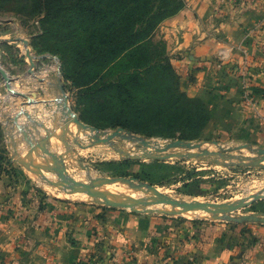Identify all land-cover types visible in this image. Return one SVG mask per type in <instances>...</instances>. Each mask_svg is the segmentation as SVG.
<instances>
[{
  "label": "rangeland",
  "instance_id": "1",
  "mask_svg": "<svg viewBox=\"0 0 264 264\" xmlns=\"http://www.w3.org/2000/svg\"><path fill=\"white\" fill-rule=\"evenodd\" d=\"M43 16V10L35 5V0H0V65L12 78L10 85L15 90L9 91L0 75V174L5 172L8 177L5 184L10 188L7 194L10 200H5L4 207H1L0 218L5 213L11 216L12 220L23 218L22 216L27 214L25 212L41 209L45 199L54 198L102 208L123 209L133 213L223 223L232 228L264 227L261 222L237 223L215 219L205 211H185L168 204L130 207L106 203L87 194L67 193L57 184L60 179L55 171L37 166L32 156L40 157L37 160L45 165H54L51 156L40 147L42 145L63 162L66 175L87 184H92L97 178L132 177L136 182L153 185L167 197L184 202L215 205L234 204L264 194V168L224 166L212 157L134 160L123 157L107 143L91 144L92 139L87 140L84 135L89 131L81 129L72 121L64 106V98L80 122L99 130L114 131L121 127L113 125L115 119L127 116L136 123L132 125H135L137 130L131 127L122 128L145 139L172 141L182 139L178 138L180 134L186 135L187 132L195 131L190 126H172L171 116L166 110L160 111L153 120L155 122L151 120L152 113L156 112L153 107L143 113L133 112L132 109L124 112L121 108L109 104L110 99L115 102L114 93L108 94L103 90L104 85L123 80L128 73H140L148 78V84L137 94L138 98L165 101L169 89H166L163 79L155 77L159 69L155 67L147 70L143 64L148 62L157 66L168 63L165 42L157 37L155 32L144 44L146 50L140 55V61L133 62L126 54L111 67L95 64L81 67L78 58L73 55L60 57V53L67 48L63 46L64 37L57 34L60 28L48 35L42 34ZM56 25L58 26L57 23L55 27ZM23 40L27 41V46ZM16 92L27 95L31 102ZM32 93H35V97ZM200 103L190 98L184 101L185 108L193 114L207 111ZM103 104L105 106H102ZM86 117L92 123L87 122ZM193 119L195 120V116ZM22 131L36 144L35 152L25 140ZM50 136L52 137L48 139ZM182 140L204 142L203 149L215 152H220L217 145L227 147L251 144L253 147H263L264 144V139L242 138L241 128L228 130L221 124L205 126L202 136L198 139ZM111 142L134 153H140L143 148L134 141L120 137L113 138ZM179 150L182 149L170 152ZM223 154L259 157L246 149L227 151ZM40 169L42 171H39ZM41 172H49L50 177L42 176ZM105 186L107 185L103 187ZM127 187L130 188L128 185ZM144 189L146 190L143 188L138 191L143 192ZM60 190L65 196L61 195ZM254 213L264 214V198L228 212L234 217Z\"/></svg>",
  "mask_w": 264,
  "mask_h": 264
},
{
  "label": "crops",
  "instance_id": "2",
  "mask_svg": "<svg viewBox=\"0 0 264 264\" xmlns=\"http://www.w3.org/2000/svg\"><path fill=\"white\" fill-rule=\"evenodd\" d=\"M155 32L179 89L207 110L206 126L241 128L242 138L264 139V0H185ZM221 51L227 60L219 59ZM7 180L1 172L0 211L10 200ZM31 211L0 218V264H264V227L54 198Z\"/></svg>",
  "mask_w": 264,
  "mask_h": 264
},
{
  "label": "trees",
  "instance_id": "3",
  "mask_svg": "<svg viewBox=\"0 0 264 264\" xmlns=\"http://www.w3.org/2000/svg\"><path fill=\"white\" fill-rule=\"evenodd\" d=\"M35 5L44 13L41 19L42 34L48 35L60 28L57 34L64 37L63 46L67 47L60 53L61 58L70 54L78 58L81 67L89 64L111 67L126 54L132 58L133 62L140 61V55L146 50L144 44L155 33L161 22L174 16L185 6V1L35 0ZM56 23L58 26L55 27ZM170 61L168 59V63L157 66L148 62L143 63L147 70L157 67L159 72L155 77L166 82L165 87L169 91L163 102L144 97L138 98L137 94L148 84V78L140 73H128L125 79L104 85L103 90L108 94L114 93L115 102L110 99L109 104L121 108L124 112L132 109L133 112L143 113L151 110V107L155 108L156 112L151 116L152 121L160 111L166 110L165 112L171 116L172 126L175 124L183 127L190 126L195 130L187 132L186 135L180 134L178 138L198 139L202 136L210 116L207 111L193 114L185 108L184 101L186 102L188 96L179 89V76ZM201 106L204 108L202 104ZM86 121L92 123L88 117ZM132 124L136 123L129 120L127 116L121 119L116 118L113 123L114 126L131 127L137 130Z\"/></svg>",
  "mask_w": 264,
  "mask_h": 264
},
{
  "label": "water",
  "instance_id": "4",
  "mask_svg": "<svg viewBox=\"0 0 264 264\" xmlns=\"http://www.w3.org/2000/svg\"><path fill=\"white\" fill-rule=\"evenodd\" d=\"M24 44L27 46V41L23 40ZM29 55V51L27 52ZM0 75L5 82V86L11 92H15V90L10 85L12 82V78L8 75V73L4 70V68L0 65ZM17 94L27 98L28 102H31V99L20 92H16ZM32 96L35 97V93H32ZM64 106L66 107L68 113L70 114L72 121L78 125L81 129L86 131H99L101 132V136H94L91 139V144H98L100 142L107 143L112 146L116 152L120 153L123 157L127 159H154V160H166L169 158L177 157V158H192V157H212L216 162L224 165V166H245V167H257L264 168V147H253L251 144H239L235 146H227L224 147L222 145H217L220 152L210 151L207 149H203L204 142H194V141H185L182 139H175L172 141H164L165 143L161 147L152 148V139H145L143 137L134 135L128 131H125L124 128L118 127L114 131L107 136H105L106 130H99L90 125L84 124L79 121V119L74 115V113L69 109L66 103V98H64ZM24 134L25 140L30 144L32 151L35 152L36 144H34L30 138L27 136L26 132L22 131ZM115 137H120L123 139L131 140L136 142L139 146H142V151L140 153H134L129 149H124L121 147H117L112 144V139ZM217 144L216 142H213ZM41 147V146H40ZM45 153L51 156L53 161V166H48L37 159L35 156H32V160L37 164V166L47 169L53 170L57 173L58 178L60 179L57 184L61 185L65 192L67 193H81L87 194L94 198L103 199L108 202H114L120 205H153V204H168L173 207L181 208L185 211H196L202 210L209 212L215 219H223L226 221H234L237 223L242 222H261L264 223V214H245L238 217H234L229 215L228 212H232L241 207H245L252 203V201L263 199L264 194H258L252 197L251 200H242L238 203L234 204H223V205H215V204H207V203H198V202H184L179 201L170 197L163 195L159 190H157L153 185L136 182L135 178H97L92 181V184H87L83 182H78L66 175V169L63 166V162L60 161L54 154L50 153V151L42 148ZM182 149L180 151L170 150ZM241 149H246L252 154H257L259 157H249L246 155H230L224 156L223 152L227 151H238ZM234 160H237L236 162ZM120 181L124 184H127L132 189H143L146 188L147 191L151 192L153 195L150 198L144 199H136L130 197H120L114 194L105 192L98 187L104 184H111L114 182Z\"/></svg>",
  "mask_w": 264,
  "mask_h": 264
},
{
  "label": "bare ground",
  "instance_id": "5",
  "mask_svg": "<svg viewBox=\"0 0 264 264\" xmlns=\"http://www.w3.org/2000/svg\"><path fill=\"white\" fill-rule=\"evenodd\" d=\"M62 104V103H61ZM81 131V130H80ZM83 131V130H82ZM111 133V131H107L105 133V136L109 135ZM86 137H87V140H90V138L94 137V136H101V132L99 131H89L86 132V134H84ZM53 136V135H52ZM52 136H50L48 139H50ZM152 148H155V147H161L165 142L164 141H161V140H158V139H152ZM41 148H43V146L41 145ZM19 149V148H18ZM37 149V148H36ZM180 151V150H179ZM20 153V152H19ZM51 153V152H50ZM43 156V155H42ZM41 156V158H42ZM40 157H36L35 159H39ZM47 159V158H46ZM45 160V158H44ZM43 162V161H42ZM48 162V161H47ZM21 163V162H20ZM27 167V166H26ZM25 167V168H26ZM33 170V169H32ZM39 171H42L41 169ZM33 172V171H32ZM35 173V172H34ZM41 175L44 176V177H50V174L49 172L46 173V172H41ZM69 176V175H68ZM53 177V176H52ZM73 178V176L71 177ZM49 179V178H48ZM52 179V178H51ZM55 179V178H54ZM74 180L78 181L76 178H74ZM86 183V182H84ZM104 185H107L105 187H103ZM104 185H100L98 188L105 191V192H108V193H111V194H114L116 196H120V197H130V198H136V197H139V198H136V199H144V198H150L152 197V194L150 192H145L147 190H142L143 192H139L138 189H133L131 190L130 188L127 187V185H124L122 184V182L120 183L119 181L118 182H114V183H111L110 185L109 184H104ZM157 189V188H156ZM158 190V189H157ZM61 191V190H60ZM139 192V193H138ZM61 195L65 196V193H63L61 191ZM125 195V196H123ZM164 195V194H163ZM143 197V198H142ZM103 200V199H102ZM105 201V200H103ZM106 203H114V202H108V201H105ZM120 205V204H119ZM128 205V204H127ZM166 205V204H165ZM129 206V205H128ZM132 206H138V205H132ZM130 206V207H132ZM200 211V210H199ZM202 211V210H201ZM206 212V211H205ZM209 213V212H208ZM195 214V213H194ZM211 215V214H210Z\"/></svg>",
  "mask_w": 264,
  "mask_h": 264
},
{
  "label": "built area",
  "instance_id": "6",
  "mask_svg": "<svg viewBox=\"0 0 264 264\" xmlns=\"http://www.w3.org/2000/svg\"><path fill=\"white\" fill-rule=\"evenodd\" d=\"M219 59L221 60V61H225V60H227L228 59V56H227V54L225 53V52H220L219 53ZM247 104H249V101H247L246 102Z\"/></svg>",
  "mask_w": 264,
  "mask_h": 264
}]
</instances>
